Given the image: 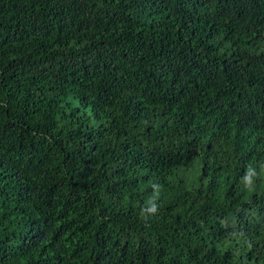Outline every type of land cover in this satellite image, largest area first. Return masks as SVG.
<instances>
[{
    "label": "trees",
    "instance_id": "16d2710c",
    "mask_svg": "<svg viewBox=\"0 0 264 264\" xmlns=\"http://www.w3.org/2000/svg\"><path fill=\"white\" fill-rule=\"evenodd\" d=\"M0 264H264V0H0Z\"/></svg>",
    "mask_w": 264,
    "mask_h": 264
},
{
    "label": "clouds",
    "instance_id": "9594fccd",
    "mask_svg": "<svg viewBox=\"0 0 264 264\" xmlns=\"http://www.w3.org/2000/svg\"><path fill=\"white\" fill-rule=\"evenodd\" d=\"M148 211L155 212L156 211L155 205L153 204V206L150 209H148Z\"/></svg>",
    "mask_w": 264,
    "mask_h": 264
}]
</instances>
